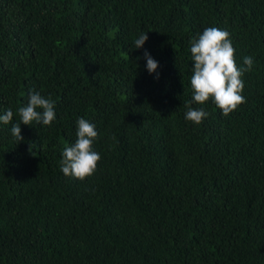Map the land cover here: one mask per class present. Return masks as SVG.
I'll list each match as a JSON object with an SVG mask.
<instances>
[{"label": "trees", "instance_id": "trees-1", "mask_svg": "<svg viewBox=\"0 0 264 264\" xmlns=\"http://www.w3.org/2000/svg\"><path fill=\"white\" fill-rule=\"evenodd\" d=\"M207 27L230 33L238 65L254 58L228 116L190 103V41ZM30 90L55 101L56 119L21 123L18 143ZM188 106L209 116L196 125ZM9 109L0 264H264V0H0ZM79 118L101 156L84 180L60 168Z\"/></svg>", "mask_w": 264, "mask_h": 264}, {"label": "clouds", "instance_id": "clouds-1", "mask_svg": "<svg viewBox=\"0 0 264 264\" xmlns=\"http://www.w3.org/2000/svg\"><path fill=\"white\" fill-rule=\"evenodd\" d=\"M147 39V33H141L134 41L135 48H142ZM190 45L193 61L190 78L193 94L190 103L203 105L211 100L223 116H228L246 103V97L242 95L245 88L243 76L254 67V58L245 56L243 64H237L230 33L218 27H207L191 39ZM144 59L147 61V71L150 74L156 72L158 62L147 51L144 52ZM18 114L20 121L12 124L11 134L19 143L24 139L21 135V123L32 126L35 122L51 126L56 119L55 101L38 91L30 90L27 103L18 109ZM208 116L209 113L203 108L191 106H188L185 113V119L196 125L201 124ZM12 120L11 109L0 115V122L5 125ZM76 137L73 144L64 147L60 168L65 176L84 180L95 173L101 160L100 154L93 148L98 132L94 124L79 118ZM32 149L30 145L29 151Z\"/></svg>", "mask_w": 264, "mask_h": 264}]
</instances>
